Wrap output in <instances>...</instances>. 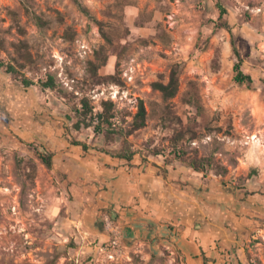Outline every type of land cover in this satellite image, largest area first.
<instances>
[{
    "label": "rangeland",
    "instance_id": "374dc122",
    "mask_svg": "<svg viewBox=\"0 0 264 264\" xmlns=\"http://www.w3.org/2000/svg\"><path fill=\"white\" fill-rule=\"evenodd\" d=\"M0 64V264H264V0H0Z\"/></svg>",
    "mask_w": 264,
    "mask_h": 264
},
{
    "label": "trees",
    "instance_id": "16d2710c",
    "mask_svg": "<svg viewBox=\"0 0 264 264\" xmlns=\"http://www.w3.org/2000/svg\"><path fill=\"white\" fill-rule=\"evenodd\" d=\"M235 53H237V50H235ZM239 57V55H238ZM104 61L103 64L104 65ZM92 68H93V77L95 79V83L96 84H102V83H119V78L115 75H109V76H105V77H101L98 75L97 73V67L95 64H91ZM4 68L6 73L8 74H17L18 70L16 67H14L13 65H5V64H0V69ZM235 71V82L240 84V85H248L251 86L253 84V79L250 75L245 74L242 69H241V63L238 62L235 65L234 68ZM24 85L26 87H30L33 85V83L30 80L24 79L23 81ZM43 87L45 89H50L54 87V80L51 77L46 83L43 84ZM179 77H178V73L177 71L174 69L172 70L170 77H169V81L167 83H165L164 81H157L154 82L152 84V88L155 91H158L162 94V98L164 101H169L172 100L173 98H175L179 92ZM113 108V103L112 102H105L104 106H103V111L102 112H98L97 114L93 113V108L90 106L89 102L87 100H83L82 102V106L81 108H78L76 110V113L83 117V119H81L82 121H79L76 125L77 129L81 128V124L85 123V121H87V118L89 117L90 119V124H85L87 127H91L92 123H94L96 120H98V123L95 126L96 131H101L103 128L104 124H108L113 125L111 123V119L114 118V116L111 113V110ZM147 119V110H146V106L144 104V102L141 100L139 102V109H138V113L135 116L134 119V126L136 129H141L145 126V122ZM180 139V138H179ZM83 146V150L84 151H88V146L86 144H82ZM125 158V157H124ZM41 159L43 161V163L50 167L52 165V155L51 154H43V156H41ZM127 160H130L131 158L128 157L126 158ZM192 168L199 172L200 168L195 166V164L192 165ZM205 264H208V260L205 257L204 258Z\"/></svg>",
    "mask_w": 264,
    "mask_h": 264
},
{
    "label": "crops",
    "instance_id": "0c3cea01",
    "mask_svg": "<svg viewBox=\"0 0 264 264\" xmlns=\"http://www.w3.org/2000/svg\"><path fill=\"white\" fill-rule=\"evenodd\" d=\"M179 240V243H181L183 246H182V249L184 250V251H189V247L187 246V242H183V240L180 238V239H178Z\"/></svg>",
    "mask_w": 264,
    "mask_h": 264
}]
</instances>
